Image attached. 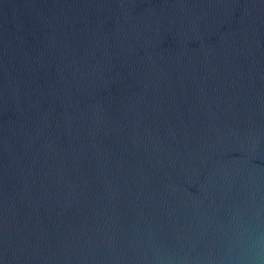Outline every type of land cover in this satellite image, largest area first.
Wrapping results in <instances>:
<instances>
[{"label": "water", "instance_id": "obj_1", "mask_svg": "<svg viewBox=\"0 0 264 264\" xmlns=\"http://www.w3.org/2000/svg\"><path fill=\"white\" fill-rule=\"evenodd\" d=\"M257 188L264 0H0V264L218 247Z\"/></svg>", "mask_w": 264, "mask_h": 264}, {"label": "clouds", "instance_id": "obj_2", "mask_svg": "<svg viewBox=\"0 0 264 264\" xmlns=\"http://www.w3.org/2000/svg\"><path fill=\"white\" fill-rule=\"evenodd\" d=\"M203 239V233L185 235L177 247L155 245L140 258L145 264H264V194L251 191L226 244L217 247L209 238L198 251Z\"/></svg>", "mask_w": 264, "mask_h": 264}]
</instances>
